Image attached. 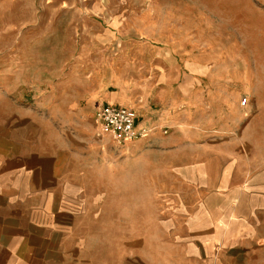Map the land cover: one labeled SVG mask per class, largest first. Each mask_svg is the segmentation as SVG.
Segmentation results:
<instances>
[{
    "label": "crops",
    "instance_id": "crops-1",
    "mask_svg": "<svg viewBox=\"0 0 264 264\" xmlns=\"http://www.w3.org/2000/svg\"><path fill=\"white\" fill-rule=\"evenodd\" d=\"M240 5L239 16L252 21L261 4L242 0ZM178 42L168 54L184 60L173 68L183 78L160 84L158 96L137 98L124 89L104 93L102 84L95 89L103 103L133 108L138 126L151 129L147 138H140L156 147L146 150L148 157L177 155L147 165L150 180L142 179L140 155L119 157L116 177L110 183L104 180L110 190H102L101 199L89 197L88 170L75 169L77 155L60 153L64 147L57 111L42 114L18 99H4L0 264H76L88 255L106 256L110 264H256L264 246V174L244 175L243 188L225 191L223 185L235 183L233 177L209 173L220 150L200 141L218 132L216 93L210 92L216 87L209 80L204 87L186 80L198 73L190 60L212 48L206 44L201 49L190 37ZM163 54L157 53V68L166 75L161 62L169 57ZM201 89L208 90L206 96ZM170 91L176 95L165 97ZM166 126L175 130L163 135ZM170 169L177 176L173 180L164 178Z\"/></svg>",
    "mask_w": 264,
    "mask_h": 264
},
{
    "label": "rangeland",
    "instance_id": "rangeland-1",
    "mask_svg": "<svg viewBox=\"0 0 264 264\" xmlns=\"http://www.w3.org/2000/svg\"><path fill=\"white\" fill-rule=\"evenodd\" d=\"M241 1L0 0V110L5 98L42 114L56 110L60 153L77 155L75 169L88 170L89 197L101 199L102 190H110L104 180L116 177L119 157L140 155L142 179L150 180L147 165L177 155L148 157L146 150L156 147L147 139L119 144L102 133L95 111L106 100L96 96L97 85L104 93L124 89L137 98L158 96L160 84L183 78L173 68L184 60L168 49L190 37L201 49L212 48L210 56L203 51L196 61L189 59L198 73L186 80H197L200 87L209 80L216 87L210 92L216 93L218 132L200 141L220 150L209 173L233 177L225 191L243 188L242 176L264 174V0H258L252 21L239 16ZM157 53L169 57L161 62L166 75L157 68ZM207 91L201 89V96ZM175 95L170 91L165 97ZM172 130L166 126L161 133ZM165 175L177 177L173 169ZM253 184L262 188L261 182ZM257 258L256 264H264V246ZM107 259L88 255L76 264H110Z\"/></svg>",
    "mask_w": 264,
    "mask_h": 264
},
{
    "label": "built area",
    "instance_id": "built-area-1",
    "mask_svg": "<svg viewBox=\"0 0 264 264\" xmlns=\"http://www.w3.org/2000/svg\"><path fill=\"white\" fill-rule=\"evenodd\" d=\"M95 111V119L102 133L109 135L117 143L131 142L145 138L151 129L138 126L136 111L127 106L100 103Z\"/></svg>",
    "mask_w": 264,
    "mask_h": 264
}]
</instances>
